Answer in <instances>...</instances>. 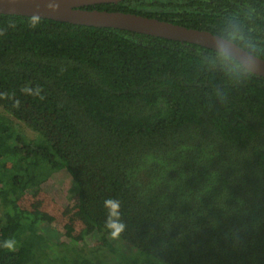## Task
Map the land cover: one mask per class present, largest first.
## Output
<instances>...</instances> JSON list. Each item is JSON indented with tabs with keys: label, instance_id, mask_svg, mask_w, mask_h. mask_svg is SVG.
I'll return each mask as SVG.
<instances>
[{
	"label": "trees",
	"instance_id": "trees-1",
	"mask_svg": "<svg viewBox=\"0 0 264 264\" xmlns=\"http://www.w3.org/2000/svg\"><path fill=\"white\" fill-rule=\"evenodd\" d=\"M85 8L207 29L264 58V0ZM30 17L0 13V200L11 201L0 264H83L44 211L18 206L61 174L79 191L85 225L107 230L104 201L119 200L120 237L143 255L264 264V76L198 44L43 17L33 28ZM142 254L131 263L152 264Z\"/></svg>",
	"mask_w": 264,
	"mask_h": 264
},
{
	"label": "rangeland",
	"instance_id": "rangeland-1",
	"mask_svg": "<svg viewBox=\"0 0 264 264\" xmlns=\"http://www.w3.org/2000/svg\"><path fill=\"white\" fill-rule=\"evenodd\" d=\"M12 119L16 127L29 139H34L37 136L26 125L15 118ZM58 178H61V180ZM4 204L7 207L11 204V201L9 199H6L5 202L0 200V216ZM18 206L33 212L37 210L44 211L47 214L46 220L49 226L62 233V245H73L76 249L75 253L86 255L83 264H133L130 260L138 252L142 254L139 249L121 237L112 239L107 230L83 223L80 194L69 175L61 174L59 177H53L36 192L26 193L20 199ZM106 235L109 244L105 242L104 236ZM145 257L149 258L152 264H164L156 257L145 254L141 259ZM139 262L141 264V260Z\"/></svg>",
	"mask_w": 264,
	"mask_h": 264
},
{
	"label": "water",
	"instance_id": "water-1",
	"mask_svg": "<svg viewBox=\"0 0 264 264\" xmlns=\"http://www.w3.org/2000/svg\"><path fill=\"white\" fill-rule=\"evenodd\" d=\"M124 0H56L59 8L52 11L47 8L48 0H0V13L40 17L73 24L97 27H113L133 32L153 35L171 40L186 41L216 50V41H228L233 46L237 61H255L256 71L264 76V58L243 48L233 40L213 33L207 29L188 27L168 20L142 14L110 11L98 8H85L103 3H119Z\"/></svg>",
	"mask_w": 264,
	"mask_h": 264
},
{
	"label": "clouds",
	"instance_id": "clouds-1",
	"mask_svg": "<svg viewBox=\"0 0 264 264\" xmlns=\"http://www.w3.org/2000/svg\"><path fill=\"white\" fill-rule=\"evenodd\" d=\"M47 8L56 11L59 8V3L56 0H48ZM41 17L38 14H34L30 17V26L35 28L39 23ZM14 26V25H10ZM4 31L0 30V35H3ZM213 47L216 49L217 54L226 62H236L237 58L233 51V46L228 41H216L213 44ZM239 63L249 72H255L257 69L255 67V61L244 62L239 61ZM22 91L31 94V95H40L41 89L37 87L35 90L25 87ZM3 97V94H0V98ZM41 99L44 97L41 96ZM14 107H19V101L17 100L14 104ZM104 207L108 210L107 218L105 221V228L109 231V234L112 239H118L121 234L125 231L126 225L121 219V203L117 199L109 198L104 201ZM3 247L8 249L11 252L16 250V241L6 240L3 244Z\"/></svg>",
	"mask_w": 264,
	"mask_h": 264
}]
</instances>
